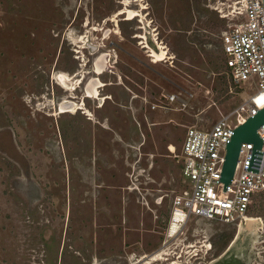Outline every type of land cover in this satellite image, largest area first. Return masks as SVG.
<instances>
[{
	"label": "rangeland",
	"instance_id": "rangeland-1",
	"mask_svg": "<svg viewBox=\"0 0 264 264\" xmlns=\"http://www.w3.org/2000/svg\"><path fill=\"white\" fill-rule=\"evenodd\" d=\"M122 1L0 0V264H143L159 252L151 264H264V190L254 232L191 219L166 236L185 126L209 127L257 89L228 75L216 0H133L138 15L116 24ZM91 78L101 106L85 98ZM171 93L183 104L150 107ZM65 98L91 115H51Z\"/></svg>",
	"mask_w": 264,
	"mask_h": 264
},
{
	"label": "built area",
	"instance_id": "built-area-1",
	"mask_svg": "<svg viewBox=\"0 0 264 264\" xmlns=\"http://www.w3.org/2000/svg\"><path fill=\"white\" fill-rule=\"evenodd\" d=\"M213 9L224 21L220 39L228 75L235 84L251 81L257 89L244 92L241 103L209 127L186 125L178 153L169 147L180 165L181 187L171 196L168 237L191 219L239 225L250 216L254 196L264 190V123L257 128L261 147L241 143L232 179L227 185L222 180L234 129L264 107V3L216 0ZM161 96L164 104L151 103L153 110L184 102L175 93Z\"/></svg>",
	"mask_w": 264,
	"mask_h": 264
},
{
	"label": "bare ground",
	"instance_id": "bare-ground-1",
	"mask_svg": "<svg viewBox=\"0 0 264 264\" xmlns=\"http://www.w3.org/2000/svg\"><path fill=\"white\" fill-rule=\"evenodd\" d=\"M131 13L133 14V12H131ZM132 14H130V15H132ZM159 48H160V53H154V52H152V55L156 58V60L163 58L165 56V54H166L165 47L159 46ZM107 56H108L107 54H101L93 62L94 73L96 75H100V74H102L105 71V67L107 66ZM69 76L67 74H65V73H59V74L56 73L55 74V79H56V81H57L58 84H60V85H62L64 87L69 88L68 85L70 84V79H71ZM75 85H76V83H75ZM103 85H104V83H102L98 78H91V79H89L87 81V83L85 84V86H84V95H85V98H93V99L96 98V99H98V96H99V88L101 86H103ZM71 86H72V83H71ZM72 88L73 87H71L70 89H72ZM64 89H66V88H64ZM81 106H80V104H77L76 102H74L72 100H68V99L66 100L65 99V100H62L60 103H58L57 110L59 112H61V113H63V112H71L73 110L76 111L77 109H81L82 108ZM258 221H259L258 219H253V218H251V216H248L246 218V220L244 221V223L242 222V223L239 224L240 226L239 225L238 226H239V229L240 230H247L248 229L250 231L251 230L253 231L255 229V227L257 226V224H258L257 222ZM154 257H152V259ZM155 258H157V257H155ZM158 259H160V258H158Z\"/></svg>",
	"mask_w": 264,
	"mask_h": 264
},
{
	"label": "water",
	"instance_id": "water-1",
	"mask_svg": "<svg viewBox=\"0 0 264 264\" xmlns=\"http://www.w3.org/2000/svg\"><path fill=\"white\" fill-rule=\"evenodd\" d=\"M263 123L264 107L257 110L255 115L248 117L244 123L238 125L234 129V134L226 148L225 162L222 171V180L225 185L232 179L241 143L252 142L255 148L261 147V139L257 134V128Z\"/></svg>",
	"mask_w": 264,
	"mask_h": 264
},
{
	"label": "flooded vegetation",
	"instance_id": "flooded-vegetation-1",
	"mask_svg": "<svg viewBox=\"0 0 264 264\" xmlns=\"http://www.w3.org/2000/svg\"><path fill=\"white\" fill-rule=\"evenodd\" d=\"M135 1H143V0H135ZM126 2V3H125ZM133 2V0H123L122 1V3H123V7L120 9V10H118V11H116V12H114L113 14H112V16H111V18H110V20H112V21H114L116 24H117V17L120 15V14H123V13H126V17H125V19L124 20H129V19H131V18H133L134 16H137L138 14V11L137 10H132V9H130L129 8V5L131 4ZM141 7L142 8H145V6L144 5H141ZM129 12V13H128ZM131 12H133V14L131 13ZM135 13V14H134ZM130 14H132V15H130ZM81 38H83V37H81ZM82 43V42H81ZM81 48H82V45H81ZM76 52H79V51H77L76 50ZM100 56V55H99ZM106 68V67H105ZM93 69V73H94V68H92ZM84 73V71H81V73ZM79 76H80V74H79ZM82 77H84V75H82ZM83 80V78L81 79V81ZM81 81H80V83H81ZM244 223V222H243ZM159 254V255H158ZM164 253L163 252H159V253H156V254H152V255H150V256H146V255H143V256H141V258H140V261H144L143 262V264L145 263V264H151L152 263V261H155V260H158V258H160V259H164L163 258V255ZM157 257V258H155V257ZM162 256V257H161ZM148 257V258H147ZM152 257H154L153 259H152Z\"/></svg>",
	"mask_w": 264,
	"mask_h": 264
},
{
	"label": "crops",
	"instance_id": "crops-1",
	"mask_svg": "<svg viewBox=\"0 0 264 264\" xmlns=\"http://www.w3.org/2000/svg\"><path fill=\"white\" fill-rule=\"evenodd\" d=\"M66 74V73H65ZM62 86V85H61ZM64 87V86H63ZM72 89H74V87L72 88ZM66 99V98H65ZM106 99V97H101L100 99H96V100H98L99 101V104H98V106H101L102 104H103V101ZM82 105V106H81ZM80 106L82 107L81 109H77V110H80L84 115H91L90 114V112L87 110V109H85L84 107H83V102L80 104ZM76 110V111H77ZM76 111H71V112H63V113H70V114H74ZM57 113L58 114H61V112H59L58 110L56 111V113L54 114V113H52L51 115H57ZM91 119V118H90Z\"/></svg>",
	"mask_w": 264,
	"mask_h": 264
}]
</instances>
